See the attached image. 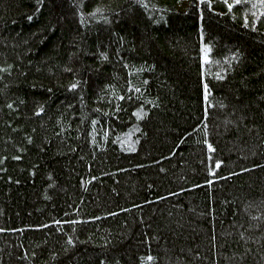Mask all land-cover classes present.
Instances as JSON below:
<instances>
[{"label": "trees", "instance_id": "trees-1", "mask_svg": "<svg viewBox=\"0 0 264 264\" xmlns=\"http://www.w3.org/2000/svg\"><path fill=\"white\" fill-rule=\"evenodd\" d=\"M0 264H264V4L0 0Z\"/></svg>", "mask_w": 264, "mask_h": 264}, {"label": "snow or ice", "instance_id": "snow-or-ice-1", "mask_svg": "<svg viewBox=\"0 0 264 264\" xmlns=\"http://www.w3.org/2000/svg\"><path fill=\"white\" fill-rule=\"evenodd\" d=\"M145 2H146V0H145ZM241 2H243V0H232V2H229V0H224V3H225V5L227 6V8L229 10H231L233 8V4H238V3H241ZM260 2L262 4H264V0H260ZM208 4H209V7H211L212 0H208ZM29 18L31 19V17H29ZM205 48L207 49L208 46L205 45ZM205 59H208L207 55H205ZM69 87H75V85H69ZM205 88H207V85H205ZM209 147H211V145H209ZM218 164H219V162H218ZM209 183H210V181H209Z\"/></svg>", "mask_w": 264, "mask_h": 264}]
</instances>
